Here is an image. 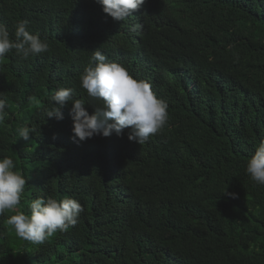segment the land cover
<instances>
[{
  "label": "trees",
  "instance_id": "1",
  "mask_svg": "<svg viewBox=\"0 0 264 264\" xmlns=\"http://www.w3.org/2000/svg\"><path fill=\"white\" fill-rule=\"evenodd\" d=\"M0 264H264V0H0Z\"/></svg>",
  "mask_w": 264,
  "mask_h": 264
}]
</instances>
